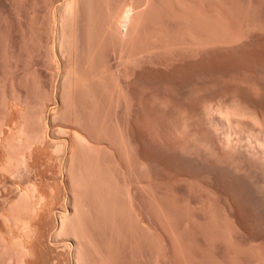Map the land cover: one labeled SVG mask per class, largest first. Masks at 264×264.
Segmentation results:
<instances>
[{
  "label": "rangeland",
  "instance_id": "rangeland-1",
  "mask_svg": "<svg viewBox=\"0 0 264 264\" xmlns=\"http://www.w3.org/2000/svg\"><path fill=\"white\" fill-rule=\"evenodd\" d=\"M66 1L0 0V131L43 136L16 172L0 145V237L27 248L26 264H263L264 211L226 175L183 160L169 127L224 97L263 109L264 0H75L69 21ZM74 131L94 150H57ZM32 184L47 204L25 213L23 233L2 215ZM75 198L79 253L56 233ZM4 248L0 264H18Z\"/></svg>",
  "mask_w": 264,
  "mask_h": 264
},
{
  "label": "bare ground",
  "instance_id": "bare-ground-1",
  "mask_svg": "<svg viewBox=\"0 0 264 264\" xmlns=\"http://www.w3.org/2000/svg\"><path fill=\"white\" fill-rule=\"evenodd\" d=\"M75 0H67L64 4V9H63V14L62 18L63 19H68L69 16L72 18L73 15L75 14L74 12V2ZM58 17V16H57ZM68 17V18H67ZM77 17V16H76ZM62 19V20H63ZM61 20V21H62ZM69 21V19H68ZM63 23V22H62ZM71 23V22H70ZM66 24V23H65ZM73 23H71L72 25ZM63 24H61L62 26ZM65 26V25H63ZM67 26V25H66ZM73 26V25H72ZM69 28V27H68ZM64 30V29H63ZM220 30V29H219ZM222 30V29H221ZM67 31V30H66ZM215 31V30H214ZM207 32V31H206ZM221 32V31H220ZM217 33V32H216ZM190 34V33H189ZM192 34V33H191ZM211 34V33H210ZM219 34V33H218ZM217 34V35H218ZM186 35V34H185ZM188 35V33H187ZM68 36V35H67ZM192 36V35H189ZM215 36V35H214ZM66 37V36H65ZM228 37V36H227ZM201 38V37H200ZM213 38V37H212ZM235 38V37H234ZM60 39V38H59ZM218 39V38H217ZM225 40H227L226 38H223ZM233 39V38H231ZM210 40V39H209ZM221 40V39H220ZM196 41V40H195ZM207 41V40H206ZM219 41V40H218ZM63 42V41H62ZM200 42V41H199ZM196 42V43H199ZM203 42V41H201ZM210 42V41H208ZM205 42V43H208ZM216 42V41H215ZM220 42V41H219ZM225 42V41H224ZM232 42V41H231ZM237 42V41H236ZM194 43V42H193ZM190 43V44H193ZM195 43V44H196ZM63 44V43H62ZM65 44V43H64ZM131 44V43H130ZM200 44V43H199ZM61 45V44H59ZM194 45V44H193ZM204 45V44H203ZM192 46V45H191ZM199 46V45H198ZM202 46V45H200ZM63 47V46H62ZM60 47V48H62ZM69 47V46H68ZM130 47V46H129ZM65 49V47H64ZM131 49V48H130ZM130 49H128L129 54L127 55V59H126V65L129 66L131 63H133L132 61V55L135 56L133 54L132 51H130ZM63 50V49H62ZM63 52V51H61ZM138 52V51H137ZM127 53V52H126ZM136 58V57H135ZM139 58V57H138ZM136 61V59L134 60ZM143 61V60H142ZM125 65V64H124ZM73 66V65H72ZM135 66V65H134ZM87 70V69H86ZM128 70V69H127ZM69 72V71H68ZM128 73V72H127ZM68 76V75H67ZM67 76L65 79H67ZM70 77V76H69ZM69 79V78H68ZM129 79V78H128ZM72 80V79H71ZM131 81V80H130ZM77 83V82H76ZM63 84V83H62ZM69 86V85H68ZM73 88V87H72ZM114 93V92H113ZM64 94V93H63ZM227 98V97H226ZM224 97V99H218V102H216V104H213V102L211 103L210 101L204 103L201 108L196 111L197 113H195L196 115L194 117H188L186 118V116H184L186 119L181 118L179 120H176L173 125H171L169 128H171V133L169 130V135L171 136V144L174 148V150L176 151V153L186 162L195 164L198 167H202V168H206L208 169L210 172H220L222 173V175H226L225 177H228L229 179H231L233 182H235L237 184V186L240 189V193L243 197V199L248 203V205L250 207H252L251 205H253L254 207L258 208V210H262L264 211V107L263 109H257L253 106H251L250 104H247L246 102H243L242 99H238V97L235 96V98L233 97H229L230 99H226ZM232 98V99H231ZM128 99V98H127ZM250 101V100H249ZM130 103V102H129ZM131 105V104H130ZM58 110V109H57ZM183 117V116H182ZM176 118V117H175ZM178 118V117H177ZM42 121V120H40ZM173 121V120H172ZM170 123V122H169ZM171 124V123H170ZM194 126V127H192ZM26 128V126H23ZM1 128V127H0ZM11 128V127H10ZM24 128V129H25ZM24 129L20 126L17 129H9L11 133H9V135H7V133L1 129V133H0V145L3 146V148L6 150V152L8 153V158L5 161L6 163H2V166L5 164L4 168H7L8 171H12V172H16L18 171L21 167H26L27 168V163L30 161L28 158V162H27V158L26 156L29 155H25L26 151H30L31 150V146L35 145V143L37 142H42V135L40 137H37L36 139L31 138V136L29 137V135L27 134L26 131H24ZM6 130V129H5ZM8 130V129H7ZM28 130V129H27ZM26 132V133H25ZM75 132V131H74ZM62 133V132H61ZM27 134V136H26ZM66 134V133H65ZM45 135V134H44ZM72 135V134H71ZM80 135V136H79ZM77 132H75V134L73 133L72 137H71V144H68L69 146L64 145L65 147H62L63 144L61 142L60 145H57V150L58 149H62V148H66L68 147L70 150L71 155H73L76 151L77 148H81V150L85 151V150H89V146L91 144H89L87 142V140L84 139L83 136H81V134H79ZM27 138H26V137ZM33 136V135H32ZM37 135H35L34 137H36ZM169 136V138H170ZM83 137V138H82ZM129 138V137H128ZM44 139V138H43ZM131 140V139H129ZM67 143V142H66ZM132 144V143H131ZM38 145V144H37ZM88 145V146H87ZM92 146V145H91ZM95 146V145H94ZM93 147V146H92ZM2 148V149H3ZM67 148V149H68ZM83 148V149H82ZM86 148V149H85ZM30 149V150H29ZM94 150V147H93ZM127 150V149H126ZM125 150V151H126ZM136 150V149H135ZM32 151V150H31ZM65 151V150H64ZM174 151V152H175ZM61 151H58V153H60ZM29 153V152H28ZM89 153V152H88ZM100 153V152H99ZM133 153V151H132ZM91 154V153H89ZM93 154V153H92ZM137 154V153H136ZM32 155V154H31ZM94 155V154H93ZM92 155V156H93ZM98 155V154H96ZM127 155V154H126ZM132 155V154H131ZM138 156V155H137ZM71 157V156H70ZM90 157V156H89ZM100 157V156H99ZM98 157V158H99ZM69 158V157H68ZM76 159V157H75ZM73 157V161L75 160ZM84 159V158H83ZM61 160V159H60ZM85 160V159H84ZM89 160V159H88ZM69 161V160H68ZM71 161V160H70ZM100 162V161H99ZM75 163V161H74ZM73 163V165H74ZM76 164V163H75ZM98 164V163H97ZM96 164V165H97ZM180 164V163H179ZM68 165V162H67ZM30 166V165H29ZM28 166V168H29ZM93 166V165H92ZM67 167V166H66ZM65 167V168H66ZM74 167V166H73ZM130 167V166H129ZM3 168V167H2ZM25 168V170H27ZM75 168V167H74ZM74 168L72 170H74ZM79 168V167H78ZM111 168V167H110ZM144 168V166H143ZM23 169V168H22ZM69 169V168H68ZM92 169V168H91ZM145 169V168H144ZM144 169L142 171H144ZM29 170V169H28ZM67 170V169H66ZM71 171L69 174L70 176H73V171ZM21 171V170H20ZM93 171H95L93 169ZM92 171V172H93ZM133 171V169L131 170ZM141 171V172H142ZM135 172V171H134ZM82 173V172H81ZM101 173V172H99ZM17 174V173H16ZM87 174V173H86ZM85 176H88L86 175ZM136 174V173H135ZM83 175V174H82ZM91 179L92 176L91 175V171L90 174ZM100 175V174H99ZM97 174V176H99ZM126 175V174H125ZM96 176V177H97ZM76 177V176H75ZM73 177V178H75ZM103 177V176H101ZM138 177V176H137ZM85 178V177H84ZM88 178V177H87ZM71 179V178H70ZM78 179V178H76ZM95 179V178H94ZM100 179V178H99ZM104 179V178H103ZM199 179V178H198ZM73 180V179H71ZM87 180V179H86ZM85 180V181H86ZM107 180V179H106ZM113 180V179H112ZM130 180V179H129ZM186 180V179H184ZM76 181V180H75ZM79 181V180H78ZM92 180H90L89 182L91 183ZM96 181V180H95ZM103 181V180H102ZM183 181V180H182ZM198 181V180H197ZM87 182V181H86ZM87 182V184L89 183ZM105 181H103L102 183H104ZM190 181L187 180V182L184 181V184L189 185ZM71 183H73L71 181ZM98 183V182H96ZM111 183V182H110ZM128 183V182H127ZM126 183V184H127ZM196 183V181H195ZM109 183H107L108 185ZM192 185H194V182H191ZM190 184V185H191ZM197 184V183H196ZM195 184V185H196ZM201 184V182H200ZM228 184V183H227ZM33 185V184H32ZM27 187L23 190L20 191L17 199L15 200V202L12 201V203L9 205V212L12 213L9 214V216L7 214H3L2 218L9 223H12L11 225L22 229L23 231H29L30 232V223L29 220L26 221V217H25V213H36L38 210V206L40 207L43 202H44V198L42 196H39L36 192V188L33 186ZM75 185V184H74ZM103 185V184H102ZM112 185V184H111ZM131 185V184H130ZM190 185L188 187H190ZM73 186V185H71ZM85 186V185H84ZM94 186V184H93ZM104 186V185H103ZM201 186V185H200ZM74 187V186H73ZM96 187V186H95ZM107 187V186H105ZM111 187V186H110ZM118 187V186H117ZM127 187V186H126ZM125 187V188H126ZM186 187V185H185ZM198 187V193H200V195H204L208 201H205V203L203 202V205L207 204V209L208 211L210 209H214L215 206L213 203H211V199L213 200V195H215L214 193L212 194L210 191L205 190L203 187ZM82 188V187H81ZM99 188V187H98ZM101 188V187H100ZM187 188V187H186ZM194 188V189H193ZM196 187H192L193 190H195ZM207 188V187H206ZM78 189H80L78 187ZM105 189V188H104ZM102 189V191L104 190ZM107 189V188H106ZM191 189V190H192ZM76 188L74 189L75 192ZM88 190V189H87ZM99 190V189H98ZM127 190L129 191V189L127 188ZM131 190V189H130ZM189 190V189H188ZM77 191V190H76ZM82 191V190H81ZM108 191V190H107ZM114 191V190H113ZM132 191V190H131ZM190 191V190H189ZM239 191V190H238ZM86 192V191H85ZM104 192V191H103ZM130 192V191H129ZM129 192L126 191V193L129 194ZM38 196H37V195ZM75 194V193H74ZM102 194V193H101ZM100 195V194H99ZM103 195V194H102ZM116 195V192H115ZM132 195H130V199ZM155 196V195H154ZM98 197V196H97ZM101 197V196H100ZM199 197V196H198ZM125 198H128L125 197ZM204 198V199H206ZM217 198V197H215ZM77 198L74 199L72 207L73 210L68 211L67 209L63 210L60 213V221H59V227L57 230V235L59 237H72V239L75 241V245H77V250H78V243L79 240L76 239L78 233L75 231V229H79L78 227H76V222L79 223L80 219H77V213L79 212L78 209H76V203L77 201H75ZM99 199V197H98ZM180 199V198H179ZM191 199V198H190ZM219 199V198H218ZM78 200V199H77ZM83 200V199H82ZM203 200V198H202ZM201 200V201H202ZM65 201V200H64ZM72 201V198H71ZM229 201V200H228ZM10 202V200H9ZM191 202V201H190ZM81 203V202H80ZM105 203V202H104ZM45 204V202H44ZM47 204V203H46ZM45 204V205H46ZM82 204V203H81ZM214 207H213V206ZM8 206V205H7ZM102 206V205H100ZM231 206V205H230ZM6 207V206H5ZM203 207V206H202ZM102 208V207H101ZM116 208V207H115ZM205 208V206L203 207ZM217 208V207H216ZM255 208V209H256ZM206 209V208H205ZM212 209V210H213ZM52 210V209H51ZM78 210V211H77ZM88 210V209H87ZM215 210V209H214ZM213 210V211H214ZM5 212V210H3ZM8 211V210H7ZM41 211V210H39ZM205 211V210H204ZM3 212V213H4ZM83 212V211H82ZM227 212V211H226ZM42 213V212H41ZM213 213V212H212ZM264 213V212H263ZM24 214V215H23ZM28 214V215H30ZM192 214V213H191ZM207 214V213H206ZM214 214V213H213ZM212 214V215H213ZM12 215V216H10ZM33 215V214H32ZM84 215V214H83ZM208 215V214H207ZM228 215V214H227ZM262 215V214H261ZM260 215V216H261ZM22 216H24L25 218H23ZM229 216V215H228ZM22 217V218H21ZM92 217V216H91ZM215 217V215H214ZM34 218V217H32ZM212 218V217H211ZM230 218V217H229ZM262 218V217H261ZM25 219V220H24ZM33 220V219H32ZM79 220V221H77ZM215 221V220H213ZM140 222V221H139ZM263 222V221H262ZM261 222V223H262ZM77 223V224H78ZM7 224V223H6ZM47 224V223H46ZM81 224V223H79ZM83 224V223H82ZM228 224V223H227ZM232 224V223H230ZM236 225V224H235ZM189 226V225H188ZM8 227V226H7ZM79 227H81L79 225ZM262 227V226H261ZM11 228V227H9ZM13 228V227H12ZM11 228V229H12ZM55 228V227H54ZM228 228V227H227ZM263 228V227H262ZM34 229V228H33ZM240 229V228H239ZM264 229V228H263ZM7 230V229H6ZM13 230V229H12ZM19 230V229H18ZM229 230V229H228ZM11 230H9L8 232L10 233ZM21 231V232H23ZM26 231H24L23 233H25ZM221 231V230H220ZM227 231V229L225 230ZM224 231V232H225ZM28 232V233H29ZM32 232V231H31ZM46 232V231H45ZM230 232V230H229ZM228 233V231H227ZM231 233V232H230ZM230 233L228 236H230ZM235 233V232H234ZM239 233V232H238ZM30 234V233H29ZM12 235V234H11ZM24 235V234H23ZM32 235V234H31ZM56 235V237H58ZM82 235V234H81ZM232 235H234L232 233ZM1 236V234H0ZM18 236V235H17ZM79 236V235H78ZM5 237V236H4ZM0 237V242L3 239L2 243H0L1 245H3L4 251L9 250L8 248L10 247V249H12L13 247V242L10 245V243L8 244V241H5V238ZM233 237V236H232ZM2 238V239H1ZM7 238V237H6ZM13 238V237H12ZM11 238V239H12ZM229 238L228 237V243H229ZM10 239V237H9ZM18 239V238H17ZM84 239V238H83ZM233 239V238H231ZM14 242H16V239ZM19 240V239H18ZM21 240V238H20ZM11 242V241H10ZM89 242V241H88ZM231 242L230 241V246H231ZM18 243V242H17ZM219 243V242H218ZM211 244V243H210ZM261 244V243H260ZM10 245V246H9ZM18 245V244H16ZM72 245V244H71ZM90 245V244H89ZM95 245V244H94ZM228 245V244H227ZM255 245V244H253ZM70 246V245H69ZM13 250L16 253V256L18 257V264H26V262L24 261V258L27 254V248L21 246V247H17L14 245ZM258 247V246H257ZM65 248V247H64ZM233 248V247H232ZM29 249V248H28ZM86 249V248H85ZM260 249V248H259ZM240 250V249H239ZM30 251V249H29ZM79 251L82 250H78ZM31 252H33L31 250ZM260 252V251H259ZM1 253V251H0ZM3 253V252H2ZM263 253V252H262ZM260 253V254H262ZM257 254V253H256ZM255 254V255H256ZM8 255V254H7ZM30 255V254H29ZM79 255V254H78ZM77 255V257H79ZM258 255V254H257ZM256 255V256H257ZM11 256V255H10ZM255 256V257H256ZM259 257L261 255H258ZM27 257V256H26ZM264 257V256H262ZM238 258V257H237ZM258 258V257H257ZM256 258V259H257ZM78 259V258H77ZM104 259V258H103ZM259 259V258H258ZM261 259V257H260ZM259 259V260H260ZM263 259V258H262ZM261 259V260H262ZM111 260V259H110ZM260 260V261H261ZM11 261V260H10ZM236 261V260H235ZM264 261V259H263ZM15 262V261H14ZM77 264H81V262L79 260H77ZM262 262V261H261ZM9 263V262H8ZM83 264V262H82ZM108 264V263H107ZM261 264V263H260ZM264 264V263H263Z\"/></svg>",
  "mask_w": 264,
  "mask_h": 264
}]
</instances>
